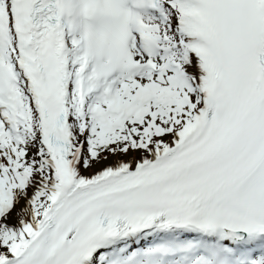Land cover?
Masks as SVG:
<instances>
[{
    "label": "snow or ice",
    "instance_id": "obj_1",
    "mask_svg": "<svg viewBox=\"0 0 264 264\" xmlns=\"http://www.w3.org/2000/svg\"><path fill=\"white\" fill-rule=\"evenodd\" d=\"M0 264H264V0H0Z\"/></svg>",
    "mask_w": 264,
    "mask_h": 264
}]
</instances>
